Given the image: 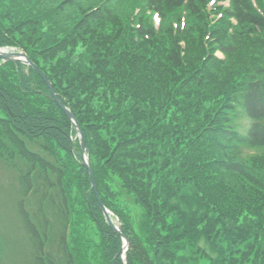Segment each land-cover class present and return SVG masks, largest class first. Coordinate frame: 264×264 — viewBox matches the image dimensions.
Returning a JSON list of instances; mask_svg holds the SVG:
<instances>
[{"label":"trees","instance_id":"1","mask_svg":"<svg viewBox=\"0 0 264 264\" xmlns=\"http://www.w3.org/2000/svg\"><path fill=\"white\" fill-rule=\"evenodd\" d=\"M58 1L61 2L0 0V48L14 47L27 53L29 61L53 84L59 101L76 117L85 133L87 147L93 146L98 154L101 151L97 145L102 144L107 152L110 147L107 141L117 138L103 137L99 133L106 128V123L122 115L132 121L125 122L126 125L133 122L139 125L132 131L131 127L129 131L118 129L117 132L123 144L138 142L137 149L141 153L137 157L139 161H129L135 157L130 155V143L125 145L128 147L123 153L125 163L122 166L126 173L139 177L141 172L142 178L136 182L144 184L143 180L149 182L151 177L157 178L159 170L166 168L168 172L163 184H167L168 200L182 195L180 200L190 203L185 208L189 211L195 208L185 225L163 220L166 237L155 247L153 238L145 233L147 239L142 240L124 215L114 212L129 240L127 264H200L202 248L199 241L202 238L220 256L219 260L213 259L214 264H264V161L227 158L238 148L264 150V47H252L255 41L250 40L253 35L259 37L264 33V17L256 13L250 0H233L231 9L208 29V24L203 22L210 13L206 9H193L196 2L204 0H186L189 9H185L186 16L202 17L194 18L191 26L198 34L196 37L190 38L192 32L187 31L186 25L178 31L137 26L136 35L145 41L133 42V37L118 34L122 30L121 24H113L109 30L113 40L110 38L103 45L78 47L77 40L81 35L73 30L82 19L77 20L78 12L70 11L71 7L61 4L55 7ZM128 1H135L132 4L139 10L149 8L165 19L178 12L185 0H145L146 6L137 0ZM102 7L98 6L97 10ZM259 7L264 11V3ZM101 9L90 21L80 25L84 23L86 29L102 31L100 16L109 15L113 8L104 13ZM90 16L88 13L85 17ZM230 18L237 21V26L231 24ZM23 26L26 29H21ZM12 28L22 35V40L8 41L5 35L10 36ZM46 28L49 29L45 33ZM206 28L214 44L205 36ZM238 29L242 32H237ZM184 39H191L196 44L195 60L208 59L204 64L205 70L210 71L208 77L201 73L189 78V73L194 70L190 66V54L184 53L186 56L182 58L184 50L180 43ZM205 47H211V53L207 54ZM81 49L85 51L81 56L70 55ZM216 51L226 58L235 57L234 61L227 65L215 62ZM62 53L69 61L62 59ZM164 59L167 64L184 69L181 73L187 83L182 89L170 87L168 80L158 72L160 60ZM197 97L215 104L211 109L215 112L219 107L218 114L210 117L220 115L223 122L212 121L200 111L196 115L185 112L182 120L185 130L173 131L169 122L178 114L173 110ZM155 113L159 114L156 119L162 118L161 124L153 121ZM238 115H243L250 123L246 132L239 136L235 126ZM193 122L196 125L193 130L186 127L187 123ZM140 128L143 132L139 135L136 132H140ZM74 134L70 121L56 106L38 73L16 62L0 67V164L13 171L10 162L14 157L28 163V175L19 182L21 187L24 183L26 190L19 203L18 215L28 241L34 246L33 264H61L53 259L54 245L63 254L64 264H78L79 256L89 263L84 259L87 247L83 234L78 239L82 230L75 229L76 217L81 221L89 217L98 228L100 243L96 247L102 255L99 264H123L120 260L122 239L107 227L101 215L91 191L89 175L79 165ZM131 136L136 138L132 140ZM39 140L42 141L41 150L49 153L55 163H48L42 155L28 151L26 141ZM159 140L162 142L156 143ZM63 153L72 162V167L59 161V154ZM232 178L243 187H233L230 184ZM162 179L165 176L159 180L164 181ZM75 186L74 204L78 205L79 201L82 214L75 211L72 204L71 189ZM151 198H154L152 203L157 210L161 196L157 194ZM101 200L110 209L103 197ZM168 200L163 201L165 207ZM33 201L38 202L39 209L30 215L26 204L29 206ZM53 214L63 224L64 230L58 232V236L51 223ZM186 214L181 215L183 221L187 219ZM73 230L76 231L73 233ZM69 233L76 236L73 249ZM219 235L229 244L227 249L219 245ZM160 253L165 259L159 258Z\"/></svg>","mask_w":264,"mask_h":264},{"label":"rangeland","instance_id":"2","mask_svg":"<svg viewBox=\"0 0 264 264\" xmlns=\"http://www.w3.org/2000/svg\"><path fill=\"white\" fill-rule=\"evenodd\" d=\"M64 1H67V3H63ZM138 2L142 3L143 6H146L145 0H137ZM135 1H128V0H61V2H56L54 5L55 7L61 6L62 7H71L70 11H76L78 12V17L77 20L82 21L78 22L76 25L75 32L80 36V39L77 37V44L78 47L80 46H92V45H103L108 42V40L112 37L110 36L111 28L114 25L121 24L122 30L118 32L119 35H123L126 37L132 38L133 42L136 41H145L142 38H138L136 35V27L138 26L139 28H147V27H152L155 28L156 30H174L178 31L179 29L183 28L184 25H186L187 31L191 34L192 36H198L196 32H194V28L192 24L195 22L194 18L200 19L202 18L201 15H191L189 17H184L182 16V13L184 14V9L182 8V12L178 10V12L173 13L169 17H166L165 19H162L159 17V15L153 13L149 8L146 9H141L139 10L136 8L134 3ZM98 6H103L101 9V12H105L106 10L112 9L110 11L109 15L105 16H100L101 25L103 26L102 31H95V30H90L86 29L84 23L90 21L92 16H96L97 14L95 13H100V9L97 10ZM177 11V10H174ZM88 13L91 15L90 18H86L85 16L88 15ZM204 17V16H203ZM220 18L219 15H214L212 18H207L204 20L203 23L208 24V29L211 27L215 22L218 21ZM80 19V20H79ZM81 22H84L82 25ZM203 23H201L203 25ZM227 28L229 25L226 26ZM226 28V29H227ZM21 29H26L25 26H23ZM49 28H46L44 31H48ZM207 33L205 36H207L212 44V37L211 33L209 30H205ZM254 31V30H252ZM237 32H242L241 30H237ZM10 36H6L8 41H17V40H22V35L15 29L12 28ZM136 35V36H135ZM103 38H106L105 41ZM251 41H255L254 45L252 47H255L257 49H260L261 47H264V33L261 34L259 37L256 35H253L250 38ZM180 47L183 48L184 52H182V55L184 58L186 55L184 53L190 54V60H191V69L194 71L189 73V78L192 79L195 77V74H203L204 76L208 77L209 72L207 69L205 70V62L207 60H203L198 62L195 60V53L197 51L196 44L193 42V40L188 39V40H183L180 43ZM195 45V47H194ZM4 48H9L4 46ZM207 50V54L211 53V47H205ZM85 51L83 49L79 51H74L71 52L70 55L72 57H79L81 56ZM258 54V53H257ZM214 60L219 61L221 63L231 64L232 61H234L235 57H225L223 54L220 52H215L214 53ZM62 59L64 61H69L67 60L68 57L65 53H62ZM74 59V58H71ZM70 59V60H71ZM77 62V60L75 61ZM44 64V63H42ZM160 65L161 68L158 70V72L164 76V79L168 80L169 86L172 87H178V88H183L185 84L187 83L186 79L183 78L184 74L181 73L183 72V68L179 67H174L173 64H167V60H160ZM171 75H175V77ZM45 76V75H44ZM47 79V78H46ZM49 81V80H47ZM51 84V82H50ZM53 87V84H52ZM54 90V89H53ZM179 101L176 102L178 104ZM149 104V103H148ZM146 107L144 105H139V107ZM215 104H209L203 97H197L192 101L189 102V100L184 102V105L180 108L177 106L173 112L178 113L176 117L169 122V127L176 132L182 131V120L184 119V114L185 112H189L192 115H196V112L200 111V113H203L204 116H208L212 121H218L221 120L223 122L224 119H220L221 116L218 115V117H210L218 114V109L219 107H216V112L214 110H211L214 108ZM138 107V108H139ZM128 107H126L127 109ZM136 109V108H135ZM134 109V110H135ZM133 110V109H132ZM210 110V111H209ZM209 111V115H207V112ZM152 112V111H151ZM150 112V113H151ZM157 116H159L158 113L154 114V119L153 121H159L158 124H161L162 118L160 117L159 119H156ZM238 119L237 124L235 126L237 127L236 133L239 136V133L245 132L247 128L249 127V122L245 120L243 115H238L235 120ZM132 122L130 118L127 119L126 116H119L116 120H114L111 123H106L104 127L105 129L99 131V133L105 137L109 135L110 137L116 136V139L108 140L107 145L110 147H107L108 151L105 152V149L103 148L102 144L97 145L96 148H98L101 151V154H98L93 146L87 147V160L88 163L90 164V172L92 173L93 181L96 185V193L99 195V197H103L104 201L107 203V205L110 206V209L112 212H118L119 214L124 215L125 220L127 221L128 225L132 228L133 232L140 237L142 240L147 239L145 236L147 233L149 237L153 238V247L156 246L157 242H164L165 236V227L162 225L163 220H166L170 224H183L185 225L186 222H188L189 218L191 217V213L194 211V207L192 211H189L188 207L190 205L189 201L187 202L186 200L181 201L180 197L182 195H177L174 199H169L168 200V191H167V184H163L166 180V173L168 170L166 168H162L159 170L157 173V178L151 177L148 180H143L145 181L144 184H139L136 181H140L142 176L141 172L139 177H133V175H129V173H126L124 170V167L122 166L125 162V158L123 156V153L126 149L125 146L129 143L123 144L121 138L118 137L117 132L118 129H123L125 131H131L133 128L138 127L139 125H136L135 122L133 124L126 125L125 122ZM180 121V122H179ZM195 124L193 123H187V128L189 127L190 129L195 128ZM158 127V125L156 126ZM185 127V128H186ZM114 128L116 130V134L114 135ZM141 129V128H140ZM158 129V128H155ZM185 130V129H183ZM83 135L85 133L81 129ZM130 131V132H131ZM142 129L140 132L136 133H142ZM140 135V134H139ZM132 137V136H131ZM136 137H132V140L135 139ZM118 140V141H116ZM116 141V142H115ZM161 140L156 141V143H160ZM162 142V141H161ZM233 142H236L234 140ZM27 148L29 152H35L37 155H42V157L47 159L48 163H55L54 159L52 156L49 155V153L41 150V145L42 141H32V142H27ZM79 150V155H78V161H80L79 165L85 170L86 173L89 175V179H91V174L88 171L87 167L85 168L83 166V161H82V153L80 150V141L76 142ZM167 144V142H165ZM87 145V144H86ZM138 142L132 145L131 143L129 144L128 148H131L130 150V155L134 156L135 158H130L129 161H139L137 157L138 155L141 154L138 151ZM91 149V150H90ZM136 150V151H135ZM166 151V147L164 146V152ZM126 153V151H125ZM233 155L227 156L229 160H233V158H236L238 160L246 159L247 161H252V160H263L264 161V150H256V151H250L247 150L246 148H238L237 151H233ZM126 155V154H125ZM59 161L63 163H67L69 167H72V162L69 161V159L65 156V154H59ZM126 161V160H125ZM128 161V162H129ZM253 162V161H252ZM11 165L13 166V171H9L6 169L2 164H0V264H33L32 256L34 251V246L31 244V242L28 241L26 233L23 229L22 223H21V218L18 215L19 212V203L21 199L23 198L22 195L26 190V186L21 187L19 182L21 180H25V177L28 175V163L23 161L21 158L14 157L13 161L10 162ZM33 166V165H32ZM151 167V164L149 168ZM149 170V169H147ZM144 173H146V170H142ZM74 173L75 170L73 171ZM161 176H165V179H162L164 181L159 180ZM233 187L240 188L243 187L242 185H239L235 179H231ZM148 182V184H147ZM91 183V180H90ZM151 183V184H149ZM247 184V183H246ZM77 185V184H76ZM245 185V183H244ZM230 186V185H229ZM25 187V189H24ZM246 187V185H245ZM249 189L248 187H246ZM148 190V191H147ZM91 191L93 192L92 189V183H91ZM99 191V192H98ZM77 193V188L76 186L71 189V197H72V204L73 206L75 205L76 201V195ZM157 194H160L161 198L159 199L158 203V208L157 210L154 208L152 201V196H155ZM149 198V199H148ZM148 199V200H147ZM167 201L166 207L163 205V201ZM30 202V201H29ZM34 202V201H33ZM31 203L29 206L26 204V208L28 210V213L31 215L32 212L33 214L34 211L36 213L38 212L37 208V203L34 202ZM103 203V202H102ZM29 204V203H28ZM192 204V203H191ZM193 205V204H192ZM75 211H80V214L83 213L81 209H79V201L78 205H75ZM80 207H82L80 205ZM164 207V209L162 208ZM100 208V207H99ZM171 210V212H168V210ZM101 215L103 216L105 220V216L103 215L101 209H100ZM183 212L187 213L186 214V220L183 221L181 219V215ZM57 215L53 214L52 218V227L55 230L54 233L57 234L60 231H63V224H61L57 220ZM119 217V216H118ZM123 217V218H124ZM198 218V217H197ZM86 220L81 221L79 217H76V220L74 222L75 229L77 228L81 229L80 236L78 239L82 238L83 234V239H85V246L87 249H84V259L88 260V264H99L101 262V257L100 255L101 252L97 250V245L100 243L99 235H97V230L93 223L91 222V219L85 218ZM120 220V218H119ZM162 220V222H161ZM121 222V220H120ZM115 224H117V221L115 220ZM241 225V223L239 224ZM73 230V233L76 231ZM131 233V232H130ZM158 235V236H157ZM58 236V234H57ZM69 233V238L70 242L72 243V249L75 246V241H76V236H71ZM222 237L221 235L217 236ZM158 240V241H156ZM160 240V241H159ZM219 245L221 247L227 249L229 244H226L222 238L218 239ZM167 243V242H165ZM199 246L202 248L200 257L202 258L200 260V264H214L213 259H220V256H218L217 252L214 251L207 243V241H204L202 238L199 241ZM52 254H53V259L58 261L61 264L63 263L64 257L63 254L60 252L59 247H56V245L52 246ZM162 253L158 254L159 258H163L161 255ZM182 255V254H179ZM238 259V257H236ZM63 259V260H62ZM78 264H86V261L83 260V257L80 256L78 257Z\"/></svg>","mask_w":264,"mask_h":264},{"label":"water","instance_id":"3","mask_svg":"<svg viewBox=\"0 0 264 264\" xmlns=\"http://www.w3.org/2000/svg\"><path fill=\"white\" fill-rule=\"evenodd\" d=\"M22 59H23V60H22ZM0 60H4V61H14V60H18V61H20V62H22V63H27V64H29L32 68H34V66H33L30 62H28L27 57H26L25 55L21 54V53H14V52H13L12 54L0 53ZM39 74H40V73H39ZM42 78H43L45 84H47V86L49 87V89H50V94H51L52 97L55 99V102L58 104V106H60V108H62V110L64 111L65 115H66L71 121H73L75 127L77 128L78 133H79V139H81V149H80V150L82 151V157H83V158L86 157V159H87L88 156H87V154H86V150H87V149H86V146H85V138L83 137L82 131L79 129V127H77V124H76V122H75V120H74V116H72V115L70 114V112H69L64 106H61V104H59L58 100L56 99V96H55V95L53 94V92H52V88H51L50 84L47 83V81L45 80V78H44L43 76H42ZM84 167H85V168L87 167L88 171L90 172V166H89V164H87V162L84 163ZM90 174H91V177H92V173H91V172H90ZM91 183L93 184V188H95V183H94V181H93V177L91 178ZM97 202H98V204L100 205V207H101V209H102L104 215L106 216V218H107V220H108V222H109V227H112L113 230H116V228L112 226V224H111V222H110V219H109V217L107 216V211H106V209L104 208L103 205L100 204L98 198H97ZM116 231H117V230H116ZM118 233H119V235L122 237L120 230L118 231Z\"/></svg>","mask_w":264,"mask_h":264}]
</instances>
